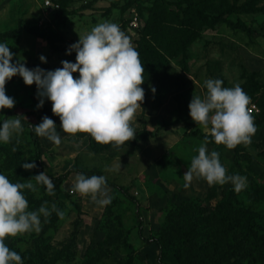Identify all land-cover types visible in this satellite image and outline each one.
<instances>
[{
	"label": "rangeland",
	"instance_id": "rangeland-1",
	"mask_svg": "<svg viewBox=\"0 0 264 264\" xmlns=\"http://www.w3.org/2000/svg\"><path fill=\"white\" fill-rule=\"evenodd\" d=\"M58 1L61 0H0L1 32L18 30L23 20L33 29L48 31L57 47L22 29L17 43L13 40L1 42L7 44L14 54L12 63L19 61L30 70L39 67L45 71L61 68L62 61L74 63L65 50H70V46L79 41V36L88 34L93 27L106 21L118 24L136 49L154 10L152 2L63 0L69 2L71 13L54 22ZM250 1H254V6L259 9L257 12L233 14L230 19L245 21L255 30L252 35L227 23L213 27L198 23L194 29L197 39L184 53L175 57L166 54V73L158 76L147 71L143 73L145 100L136 112L132 127L136 137L140 131L148 133L137 144H124L119 148L111 146L109 150L97 153L91 149L87 137H73L63 132L60 122L52 119L61 143L57 146L40 137L44 173L51 178L65 173L72 166L101 172L137 200L144 218L143 235L146 238L159 237L167 214L186 202L208 207L218 205L234 189L231 182L210 186L204 179L194 177L190 187H183V176L192 158L198 155V148L204 145L209 154L214 151L205 140L189 134L188 122L194 129L201 127L190 117L188 105L193 96H206L205 82L209 79H220L222 86L228 88L237 84L241 87L246 84L257 86L260 88L257 97L264 91V0H209L208 4L242 6ZM40 56H44L46 62H41ZM37 91L35 84L26 86L19 75L14 76L6 84V94L14 98L15 106L0 110V125L9 112L21 114L39 109ZM43 99V107L51 105L50 100ZM250 104L258 107L255 97L251 98ZM43 117L29 115L27 119L38 125ZM22 127L19 135L14 134L9 143H4L6 148L0 152V174L7 176L12 183H26L32 179L35 184L36 168L25 170L22 167L24 163L34 162L29 130ZM253 139L254 144L241 146L239 155L234 149H220V162L227 174L246 177V187L241 191L249 188L252 181L264 185V125ZM15 156L18 157L14 162L9 161ZM77 174L73 173L63 183V192L54 195L52 200L46 199L43 185H37V192L24 189L26 199L38 200V203L29 201L28 211H36L47 202L46 207L52 214V202L56 201L65 215L62 219L56 215L47 222L41 215L39 233L33 231L6 238V245L13 251L18 250L26 264H125L127 251L121 243L123 235L115 239L118 231L124 230L130 231L129 241L136 249L134 264H161L157 245L146 243L139 234L136 204L108 185L112 199L106 206L93 202L90 196L73 193L71 189Z\"/></svg>",
	"mask_w": 264,
	"mask_h": 264
},
{
	"label": "clouds",
	"instance_id": "clouds-1",
	"mask_svg": "<svg viewBox=\"0 0 264 264\" xmlns=\"http://www.w3.org/2000/svg\"><path fill=\"white\" fill-rule=\"evenodd\" d=\"M76 53L75 63L62 61V67L45 71L39 67L27 68L23 63H12L13 53L9 46L0 43V110L12 109L14 98L6 94V84L19 75L26 86L37 87L38 108L43 107L44 99L52 102V112L60 119L63 132L72 135L86 133L97 143L111 144L119 148L136 138L132 122L145 100V72L138 51L130 38L119 25L112 22L99 23L70 46L67 54ZM41 62H46L40 56ZM79 73L74 77L73 73ZM220 79L205 82L207 94L204 98L193 96L189 103L192 120L210 133L217 145L235 149L239 145L247 147L257 132L249 105L251 98L240 85L223 87ZM155 92V89H152ZM19 115L5 120L0 125V142L11 141L14 134L23 131ZM39 137L47 138L60 145L55 122L44 116L41 123L32 125ZM205 143H207V138ZM25 170L36 168L35 162L24 163ZM202 178L210 186L231 182L236 192L246 187V177L227 174L221 164L219 153H208L202 145L198 155L192 158L190 167L184 174V188L190 187L193 178ZM26 183H12L7 176L0 174V264H23L22 257L5 243L6 238H16L33 231H41L40 216L46 219L51 212L47 202L36 211H28L29 202L24 189L37 192V185H43L48 195H55V185L49 176L41 172ZM73 193L90 196L100 206L111 203L106 177L77 174ZM52 211L62 219L65 213L52 205Z\"/></svg>",
	"mask_w": 264,
	"mask_h": 264
},
{
	"label": "trees",
	"instance_id": "trees-1",
	"mask_svg": "<svg viewBox=\"0 0 264 264\" xmlns=\"http://www.w3.org/2000/svg\"><path fill=\"white\" fill-rule=\"evenodd\" d=\"M143 2L154 3V10L148 19L146 27L142 33L141 39L137 42L136 50L139 58L144 65L145 72L161 75L167 72L166 54L177 56L184 53L188 46L197 39V32L194 31L199 23L213 27L219 23H227L235 29L246 31L252 35L255 30L251 28L245 21L239 19L234 22L230 19L233 14L243 15L257 12L259 9L254 6V1H250L242 6L233 4L228 6H211L209 0H131L129 4H137ZM58 10L54 22H59L70 12L68 1H58ZM52 25H49L51 28ZM22 29L27 30L34 36L44 38L52 47L57 48L53 43V37L48 31L40 32L30 27V25L21 20L19 29L16 31H0V43L8 40L14 42L19 41V34ZM67 53L69 50H65ZM71 61L75 63L76 53L72 51ZM78 78L79 73H73ZM250 98L255 97L260 112L254 114V122L257 130L264 125V91L256 96L259 89L257 86L242 87ZM51 105L25 113L9 112V117L19 115L22 125L29 130L31 143L34 147V162L38 174L44 172L43 153L40 137L35 133L32 125H36L27 119L29 115H43L51 119L58 120V116L52 112ZM179 121H183L180 119ZM189 134L195 138L202 139L213 147L214 151L221 156V148L223 145H217L211 135L202 128L194 129L192 123H187ZM148 132L140 131L135 139L125 143L137 144ZM153 135H156L153 134ZM80 138H88L91 149L97 153L107 151L111 148V144L102 145L97 143L90 135L86 133H77ZM252 144L255 143L252 137ZM241 146H237L234 150L239 155ZM5 144L0 142V152L4 150ZM18 156L9 161L14 162ZM73 173L84 174L85 176L103 175L96 170H87L72 166L65 173L51 177L55 185V195L63 192V183L69 179ZM107 185L118 189L126 197H129L136 204V215L138 220V228L140 236L148 244H156L160 251L161 264H264V185L251 183L250 187L236 192L231 189L228 196L225 197L215 207L201 206L197 203L186 202L176 209L170 211L166 216V224L159 237L146 238L143 235L144 218L140 211L137 200L130 196L128 191L117 184L106 179ZM44 190L46 192L45 186ZM47 194V193H46ZM54 195L46 196V199H53ZM28 202H33V197H28ZM42 202H39L41 204ZM56 208L60 206L56 201L52 202ZM74 207L80 210L77 204ZM57 215L55 211L47 217V220ZM122 246L127 251L125 264H134L136 260V249L129 241L130 231H118L115 239H120ZM125 235V236H124ZM18 250H16L17 252ZM26 264V261H23Z\"/></svg>",
	"mask_w": 264,
	"mask_h": 264
},
{
	"label": "built area",
	"instance_id": "built-area-1",
	"mask_svg": "<svg viewBox=\"0 0 264 264\" xmlns=\"http://www.w3.org/2000/svg\"><path fill=\"white\" fill-rule=\"evenodd\" d=\"M49 3V2H48ZM249 108L251 109L252 115L257 114L260 112V109L257 107L256 104H250ZM206 132V131H205ZM208 133V132H207ZM210 134V133H208Z\"/></svg>",
	"mask_w": 264,
	"mask_h": 264
},
{
	"label": "crops",
	"instance_id": "crops-1",
	"mask_svg": "<svg viewBox=\"0 0 264 264\" xmlns=\"http://www.w3.org/2000/svg\"><path fill=\"white\" fill-rule=\"evenodd\" d=\"M43 116V115H42Z\"/></svg>",
	"mask_w": 264,
	"mask_h": 264
}]
</instances>
